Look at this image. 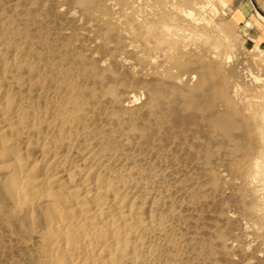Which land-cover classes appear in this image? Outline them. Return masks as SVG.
Returning <instances> with one entry per match:
<instances>
[{
	"label": "rangeland",
	"instance_id": "374dc122",
	"mask_svg": "<svg viewBox=\"0 0 264 264\" xmlns=\"http://www.w3.org/2000/svg\"><path fill=\"white\" fill-rule=\"evenodd\" d=\"M176 1L94 0L85 9L79 0H0V84L16 75L22 88L1 105L25 116L23 125L0 123L17 149L5 154L19 161L0 154V264L77 262L55 253L47 221L76 167L86 183L117 173L111 184L143 186V218L155 204L159 225L149 264H264V174L254 178L248 164L261 144L241 111L264 95V41L236 25L230 0L197 9L192 22ZM162 25L190 38L180 43L188 69L169 66ZM216 49L225 60L212 59Z\"/></svg>",
	"mask_w": 264,
	"mask_h": 264
},
{
	"label": "bare ground",
	"instance_id": "6f19581e",
	"mask_svg": "<svg viewBox=\"0 0 264 264\" xmlns=\"http://www.w3.org/2000/svg\"><path fill=\"white\" fill-rule=\"evenodd\" d=\"M195 1L197 2V0H177L176 1V2H179L180 4L184 5V7L182 5H180V7L182 6L184 8L182 11H180L182 7L181 8L179 7L180 10H178V11L180 12L179 15L181 14L180 17L185 18V19H189L187 21L192 22L191 19H193L195 16H197L196 15L197 9L202 10L199 12H206L209 10L210 4H211L209 0H205L204 3L199 2L200 4H198V3L196 4ZM93 2H94V0H79L80 5L85 9H90ZM164 9H165V7H164ZM198 16H200V13ZM199 18L200 17H198L197 22H199ZM150 19H152V18H150ZM150 19H148V20H150ZM153 19H155V18H153ZM180 21H183V19ZM203 21L205 22L204 19H203ZM140 22H141L140 25L142 28L147 27V29H146V31H147L149 24L146 22V20L142 19V20H140ZM150 22H152V21H150ZM165 22H166V20H165ZM156 24H155V27H156ZM187 25H189V24H187ZM191 25H193V24H191ZM163 26L164 25H162V29H163L162 32L164 33V35L166 37L164 41H166V39L171 40V42L168 44V45H170L169 47H171L170 48V50H171L170 58H169V60H170L169 63H171V65H169V66H171V67L176 66L177 68H180V69H188L190 67V65L188 62L184 61V59L186 58L185 55L183 54L184 48L183 49L180 48V43L182 42V44H184L183 42H185L184 39L187 35L182 36L183 33L181 35V34H179V31L173 32L170 30L172 28L168 29L169 27L166 28L167 26H165V29H164ZM152 28H153V26H152ZM155 31L151 30L148 32L152 33ZM180 32H181V29H180ZM160 34H161V32L159 33V36L161 37ZM153 35L155 36L156 32L153 33ZM189 36H190V34H189ZM160 37L159 38L157 37L158 39L157 38L156 39L158 41H161L162 39H160ZM183 37H184V39H183ZM187 38H189V37L187 36ZM181 39H183V41ZM158 41L156 43L157 48L162 46L161 43ZM182 44H181V47H182ZM214 44L211 43V45H214L215 48L220 46V44L218 42H215ZM218 44H219V46H218ZM163 45L166 46V43ZM257 46H258V44H257ZM169 47H168V49H169ZM163 50H164V48H163ZM258 51H259V49H258ZM165 53H168V52L166 51ZM161 54H163V53H161ZM164 55L166 57L167 54H164ZM220 55L221 54H219L217 52V49H216L212 52L211 57L214 61L221 62L224 58L222 59L221 58L222 56L220 57ZM162 57L164 58V56H162ZM167 57H168V55H167ZM259 57H260V55H259ZM164 60L165 59H163V61ZM165 61H167V58ZM3 68L5 69V66ZM14 78H16V75H13L10 77V79H13V81L11 83L8 82L4 85L0 84V92H2L1 94H3L2 97L0 98V110L2 113L1 114L2 119H0V123L4 124L7 121V123L9 122L8 124H10L11 122H13V119H16V124L18 123L19 125H23V123H25L24 122L25 116L24 117L23 116L17 117V115L19 114L18 113L19 110L13 109V110H15L14 112L12 111L14 114V117L12 119H10V118L6 119V116L8 115L9 111L11 110L10 109L11 107L10 108L4 107L5 106L4 100L6 99L5 96L9 92H11V90L12 91L15 90L18 92L21 88V86L17 85L18 84V83H16L17 81H14L15 80ZM191 78L195 79V76L194 77L192 76ZM197 80L198 81L200 80V82H198L200 84H198V87L195 88V91L199 92L200 88L203 86V83H205V72L201 75V78H199ZM259 81H260V79H259ZM234 87H238V86H234ZM257 89H259L260 92L264 94V85L259 86V87L257 86ZM21 90H22V88H21ZM235 91H238V88H236ZM245 98H247V97H245ZM137 99L138 98L136 96H133L134 102H137L138 101ZM1 100H3L4 106L1 105V103H2ZM240 100H242V99H240ZM258 100H259L258 102L256 101L255 103H253L251 105L248 103L249 100H248V102H245L246 101L245 100L243 103H247L246 104L247 106L243 107L244 109L241 110L244 112L243 114H245L246 117L250 121H252L250 124L249 135L253 136L254 139H256L261 144V146H260L261 150L259 151V149H256L259 152L257 154H260L261 156H257V155L254 157L251 156L248 160V164H249L250 170L252 171L251 172L252 176H254V178L261 177L264 174V95H262V97H259ZM21 103L19 102V104L16 106V109L19 108V105L23 104V103L22 104ZM152 106L155 107L156 103H153ZM193 106L194 105H193L192 101L187 103V105H186L187 108H191ZM15 114H17V115H15ZM225 121L227 122L226 117H222L220 119V122L222 124H226V126L228 127L227 131H230L231 127L229 125H227L230 123H228V122L225 123ZM221 123H218V124L223 127V125ZM3 124H0V125H3ZM10 128H12V127H10ZM231 137L232 136H229V138H231ZM25 138H26V136H25ZM22 139H23V137H22ZM26 139H28V136ZM16 151H17V149L14 148V145L11 142H9L8 140L6 141V138L2 137L0 135V154L4 155L6 152L11 153V152H16ZM5 155L7 156L8 154H5ZM10 155L11 154H9L7 157L10 158L13 166L19 165L18 159H15L14 156H12V155L10 156ZM23 169H24V167H23ZM56 169L57 168H55V170ZM64 170L65 169H62V167H61L60 169H58V171L57 170L56 171L59 173L62 172L64 174V172H65ZM29 172H31V171H29ZM29 172L24 174L25 179L28 176ZM85 173H86L85 167H83V168L76 167L73 170V172L70 174L69 178L67 180H65L64 184H63L67 187L68 193H66V195L64 193V195H62V196L59 194L58 197L56 195V199H57L56 200V210L53 211L48 216V220H47L48 224L51 227V229H53L52 228L53 226L56 228V229H54L56 231V232L54 231V233H56V237H57L56 240L59 241V245H57V247L55 249V253L56 254L60 253L61 255H63L62 253H64V254L67 253V255H65V256L69 257L70 258V259L68 258L69 260H71L73 258L75 260H77V262H75L74 264H149L151 257H149V258L145 257L146 256L145 254H147V253L151 254V253H153V251L157 250V249L154 250V247H155L154 242H156L157 241L156 239H158L157 237L159 234V231H158L159 225L157 227V221L158 220L157 219H156L157 221L155 220V218L158 216L154 215V216H156L155 218L153 216L150 217L152 215V213H155V212H153V206L155 204L153 205L152 201H151V203L153 206L150 205L146 208L147 209V211H146L147 218L146 217H145L146 219L143 218L144 214L142 215V210L144 208L140 202V200L142 198L140 200H138L139 197H141L139 195V193H141V194L143 193V190H144V188H142L143 186L140 188H137L136 186L128 185L126 183L127 182L126 180H125L126 182H123V181L120 182L121 179L119 178V174H117V173H115L117 175L116 178H113L114 176L113 177L110 176L111 181H113L114 179H118V178L120 179V181H119L120 183H116V184L113 183L115 186L113 184H111L110 183L111 181H109V180H107L108 182L106 180H104L102 182L100 180H97L96 183H86V181L84 182ZM18 175H19V173H18ZM132 176H134V175H132ZM44 177H45V175H44ZM72 178H73V180L75 178V181H76V182H74V185L69 183L70 179H72ZM16 181L17 180H15L14 182H16ZM45 182L49 183L50 181H45ZM43 184L44 183L41 184L42 185L41 187H43ZM71 186H75V187H71ZM25 188H21V191H22V189H24L22 191L23 193L26 192ZM59 191H60V188H59ZM14 192H15V190H14ZM59 210L62 211L61 216H63V214H64V216L62 218L57 216V214L60 212ZM143 212H145V211L143 210ZM57 219H58V221H57ZM159 222H160V220H159ZM57 228H60V229L57 230ZM51 229H50V231H51ZM68 259H67V261H69Z\"/></svg>",
	"mask_w": 264,
	"mask_h": 264
},
{
	"label": "crops",
	"instance_id": "0c3cea01",
	"mask_svg": "<svg viewBox=\"0 0 264 264\" xmlns=\"http://www.w3.org/2000/svg\"><path fill=\"white\" fill-rule=\"evenodd\" d=\"M209 1L211 3L209 9L217 10L213 0ZM230 3L232 20L237 26L246 30L244 34L247 38L264 41V0H230Z\"/></svg>",
	"mask_w": 264,
	"mask_h": 264
}]
</instances>
